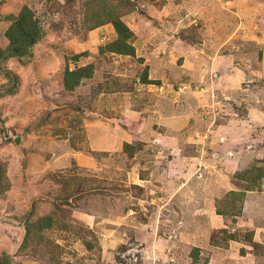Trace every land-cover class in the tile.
Wrapping results in <instances>:
<instances>
[{
  "label": "rangeland",
  "instance_id": "rangeland-1",
  "mask_svg": "<svg viewBox=\"0 0 264 264\" xmlns=\"http://www.w3.org/2000/svg\"><path fill=\"white\" fill-rule=\"evenodd\" d=\"M25 6L43 33L0 70L1 264H264V0H0V47Z\"/></svg>",
  "mask_w": 264,
  "mask_h": 264
},
{
  "label": "trees",
  "instance_id": "trees-1",
  "mask_svg": "<svg viewBox=\"0 0 264 264\" xmlns=\"http://www.w3.org/2000/svg\"><path fill=\"white\" fill-rule=\"evenodd\" d=\"M10 17V16H9ZM114 29L118 33V38L115 45L123 53L133 54L134 46L130 44V40L134 36V31L120 18H111ZM38 18L30 7H24L19 15L13 20L12 24L5 31L7 38L10 39L7 48L0 47V70H2L3 61L12 56H27L31 53L33 46L39 41L43 33L42 28L39 26ZM34 28V29H33ZM16 44V45H15ZM86 52L74 54V58H80ZM89 67V66H87ZM81 67L79 69H66L64 86L66 89H71L80 84L81 73L87 69ZM145 81V80H144ZM146 82H151L148 80ZM39 221L43 224H48L50 221L46 218H40ZM1 264V262H0ZM4 264V263H3Z\"/></svg>",
  "mask_w": 264,
  "mask_h": 264
},
{
  "label": "water",
  "instance_id": "water-1",
  "mask_svg": "<svg viewBox=\"0 0 264 264\" xmlns=\"http://www.w3.org/2000/svg\"><path fill=\"white\" fill-rule=\"evenodd\" d=\"M20 139H22V137H20V136H18V137H16V143H17V145H19L20 144Z\"/></svg>",
  "mask_w": 264,
  "mask_h": 264
},
{
  "label": "crops",
  "instance_id": "crops-1",
  "mask_svg": "<svg viewBox=\"0 0 264 264\" xmlns=\"http://www.w3.org/2000/svg\"><path fill=\"white\" fill-rule=\"evenodd\" d=\"M250 52H252V51H250ZM254 67V66H253ZM218 75V74H217Z\"/></svg>",
  "mask_w": 264,
  "mask_h": 264
}]
</instances>
